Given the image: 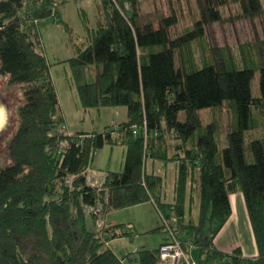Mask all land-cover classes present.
I'll return each instance as SVG.
<instances>
[{
	"label": "trees",
	"instance_id": "16d2710c",
	"mask_svg": "<svg viewBox=\"0 0 264 264\" xmlns=\"http://www.w3.org/2000/svg\"><path fill=\"white\" fill-rule=\"evenodd\" d=\"M100 1L96 30L81 12L88 45L65 62L82 108L124 107L127 120L102 133L68 134L37 31L39 23L57 19V5L0 0V76L24 85L25 101L7 147L10 164L0 168V264H161L159 247L121 258L107 247L130 236L129 226L97 230L92 213L93 228L87 224L86 207L100 204L106 216L146 203L174 219L177 238L185 250L184 237L195 246L198 264H264V41L239 45L237 55L229 46L209 47L205 31L230 5H239L247 19L261 16L262 0H196L198 21L177 37L169 34L175 16L155 30L140 16L139 0ZM221 108L232 116L222 149L219 121L204 125L200 116ZM167 137L178 142L172 156ZM117 138L126 149L121 172L108 171L100 188L91 186L95 153L118 145ZM148 159L176 165L172 203L163 201L164 178L146 173ZM235 193L244 199L256 258L213 244L231 217ZM150 234L167 239L162 226Z\"/></svg>",
	"mask_w": 264,
	"mask_h": 264
},
{
	"label": "rangeland",
	"instance_id": "374dc122",
	"mask_svg": "<svg viewBox=\"0 0 264 264\" xmlns=\"http://www.w3.org/2000/svg\"><path fill=\"white\" fill-rule=\"evenodd\" d=\"M57 5V19H49L37 25V31L41 41L42 53L51 64V76L56 88L59 100V114L64 119L66 132L70 133H102L112 126L127 120L126 108H102L84 109L78 99L75 86L72 83L70 69L66 60L76 56L78 49L88 45L87 31L84 29L82 18H86L90 29H97L103 17V10L100 0H54ZM140 16L144 21H151L153 28L157 30L160 21L166 17H176V24L169 29L171 37L181 35L185 29L192 28L199 19L196 0H139ZM263 7H264V0ZM82 12V13H81ZM222 20L206 28V43L209 47L229 46L238 55V46L245 43H252L255 40L264 41V14L254 19L243 17L239 5H230L220 9ZM65 26L69 30L65 29ZM192 50L199 59V47L193 45ZM198 63V62H197ZM176 64L180 66V56L176 53ZM258 84V74L252 82V88L256 90ZM22 84H8V76H0V96H7L10 104L13 105L14 124L9 129V133L0 141V168L10 164L7 155V147L15 134L19 117L18 112L24 106ZM203 124H209L213 118L219 121V144L221 149L226 145V136L232 124V116L226 108L216 109L211 112L207 109L200 111ZM180 121H184V114L179 116ZM62 128V127H61ZM146 137V136H145ZM169 145V156L174 154V146L178 144L176 140L167 137ZM249 139L246 138L247 144ZM118 145H106L98 150L91 161L87 173V180L95 184L94 187L100 188L104 181L106 172L119 173L122 170L126 149L120 145L121 140L117 138ZM147 174H155L165 179L163 194L164 202L173 200L174 174L176 165H165L161 162H153L148 159L145 164ZM90 172V173H89ZM93 176V177H92ZM85 212L88 214L87 209ZM102 212V211H101ZM193 219H196V206L192 209ZM87 224L92 227V220L87 216ZM100 224L102 229L108 225L131 226V230L124 229L131 233L120 239H116L107 247L119 258L125 254L130 255L132 251L139 249H156L161 244V234H150V232L161 225V220L156 207L149 204H141L131 208L112 211L106 216H101ZM97 228V226L95 225ZM126 264H132L125 260ZM137 264V263H135Z\"/></svg>",
	"mask_w": 264,
	"mask_h": 264
},
{
	"label": "crops",
	"instance_id": "0c3cea01",
	"mask_svg": "<svg viewBox=\"0 0 264 264\" xmlns=\"http://www.w3.org/2000/svg\"><path fill=\"white\" fill-rule=\"evenodd\" d=\"M69 134H72V133L69 132ZM172 202L173 200L171 202H165V203L170 204ZM230 202H231V208H232L231 217L228 220V222L225 224V226L221 229V231L218 233V235L215 237V239L213 240L214 247L218 251H221L223 253H231L235 249H240L243 257L256 258L258 255L257 247L255 244V240H254L253 232L251 229L250 221L248 218V214L246 211L243 196L240 193L231 194ZM131 229H132L131 226L127 228L128 231ZM128 231H125V232L131 235V233ZM115 240L116 239L111 240L109 244L113 243ZM162 241H163V238L161 239V242ZM131 253H134V251H132ZM128 262L132 264L136 263L133 260L128 261Z\"/></svg>",
	"mask_w": 264,
	"mask_h": 264
},
{
	"label": "built area",
	"instance_id": "2783aa9c",
	"mask_svg": "<svg viewBox=\"0 0 264 264\" xmlns=\"http://www.w3.org/2000/svg\"><path fill=\"white\" fill-rule=\"evenodd\" d=\"M62 147V145H60ZM88 183L91 186H95L93 182L88 179ZM88 213H92L96 219L97 230L102 229L100 224L102 209L100 204L95 208L86 207ZM159 218L161 220V225L164 232L166 233V240L159 246V261L161 264H198L197 260L191 255L195 251V246L190 242V240L185 239L186 250L182 245L181 240L177 238V233L175 232V221L174 219H167L166 216L156 208ZM127 255V253L125 254Z\"/></svg>",
	"mask_w": 264,
	"mask_h": 264
},
{
	"label": "water",
	"instance_id": "95a60500",
	"mask_svg": "<svg viewBox=\"0 0 264 264\" xmlns=\"http://www.w3.org/2000/svg\"><path fill=\"white\" fill-rule=\"evenodd\" d=\"M9 98L7 96H0V105H3L6 112V118H7V123L5 128L0 131V141L3 139V137H5L7 135V133H9V129L10 127H12V125L14 124V122H12V118H13V105L14 104H10L9 103Z\"/></svg>",
	"mask_w": 264,
	"mask_h": 264
},
{
	"label": "clouds",
	"instance_id": "9594fccd",
	"mask_svg": "<svg viewBox=\"0 0 264 264\" xmlns=\"http://www.w3.org/2000/svg\"><path fill=\"white\" fill-rule=\"evenodd\" d=\"M5 112L6 110L4 106L0 105V131H2L5 128L6 123H7Z\"/></svg>",
	"mask_w": 264,
	"mask_h": 264
}]
</instances>
